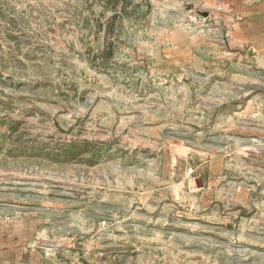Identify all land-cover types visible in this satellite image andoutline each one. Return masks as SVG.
Masks as SVG:
<instances>
[{"label":"rangeland","instance_id":"obj_1","mask_svg":"<svg viewBox=\"0 0 264 264\" xmlns=\"http://www.w3.org/2000/svg\"><path fill=\"white\" fill-rule=\"evenodd\" d=\"M0 264H264V0H0Z\"/></svg>","mask_w":264,"mask_h":264}]
</instances>
